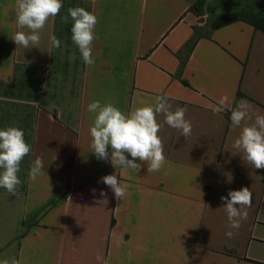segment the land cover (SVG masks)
<instances>
[{
    "label": "crops",
    "instance_id": "crops-1",
    "mask_svg": "<svg viewBox=\"0 0 264 264\" xmlns=\"http://www.w3.org/2000/svg\"><path fill=\"white\" fill-rule=\"evenodd\" d=\"M195 2L62 0L60 13L40 33L39 48L24 49L12 40L20 30L16 0H0V129H22L31 145L17 194L0 187V260L264 264V169L232 154L243 124L233 128L227 116L241 100L252 116L248 123L264 115V32L234 21L186 48L194 26L203 25ZM70 7L97 16L92 65L71 39L72 19L61 21ZM50 35L60 48L50 47ZM238 92L245 96L236 102ZM157 95L166 96L173 111L186 108L192 125L185 138L157 116L164 167L147 172L143 163L137 172L98 160L90 148L94 117L87 105L111 102L128 113L153 104ZM37 157L43 174L32 181ZM110 174L130 185L122 200L101 181ZM242 187L252 202L240 227L230 229L221 197Z\"/></svg>",
    "mask_w": 264,
    "mask_h": 264
},
{
    "label": "clouds",
    "instance_id": "clouds-1",
    "mask_svg": "<svg viewBox=\"0 0 264 264\" xmlns=\"http://www.w3.org/2000/svg\"><path fill=\"white\" fill-rule=\"evenodd\" d=\"M16 6V26L20 30L15 32L12 40L24 49L39 48L40 33L48 21L60 13L62 0H16ZM67 12L68 15L61 16V21L67 23L69 17L72 19L71 39L78 47L83 62L92 65V45L97 39V16L83 7H70ZM25 28L29 31H23ZM49 41L51 48L61 47V41L55 35H50ZM75 59V53H72L69 60L74 62ZM220 104H223V100ZM171 109L168 98L162 95H157L153 104L137 107L128 113L111 102L101 104L99 100L92 101L87 105V111L94 117L89 128L91 151L98 160H110L114 168L138 172L143 163H146L147 172L160 171L166 158L164 144L158 134L163 124L158 122L157 116L163 114L164 123L178 130L185 138L192 132L191 122L185 118L187 109ZM221 110L220 107L215 109L217 112ZM251 119L247 101H239L232 110L231 121L233 128L241 127L242 124L243 127L232 144V154H241L243 160L254 169H264V115H256L254 121L248 123ZM30 152L31 145L26 142L22 129L15 126L0 129V187L5 188L11 195L17 194V187L21 183L18 177L20 164ZM137 160L142 163H137ZM42 174L43 161L37 157L29 171V178L35 181ZM101 181L111 188L118 201L126 196L130 187L122 184L116 174L106 175ZM100 195L106 196V193L101 191ZM221 200L224 202L221 208L227 214L229 228L238 229L241 221L247 218L246 208L251 205L252 193L248 187H242L239 190H230ZM226 235L231 238L233 232L228 231ZM0 264H20V261L12 257L0 260Z\"/></svg>",
    "mask_w": 264,
    "mask_h": 264
},
{
    "label": "trees",
    "instance_id": "trees-1",
    "mask_svg": "<svg viewBox=\"0 0 264 264\" xmlns=\"http://www.w3.org/2000/svg\"><path fill=\"white\" fill-rule=\"evenodd\" d=\"M194 13L199 17L203 25L194 26L193 36L185 43L184 47L193 46L200 37L210 36L213 29L224 26L234 21H245L251 23L255 28L264 32V0H250L249 3L243 0H213L206 5V0H196L192 6ZM224 9V13H218L219 9ZM208 13L207 18L201 16ZM241 92L236 96V102L244 97ZM229 121L230 112L227 113Z\"/></svg>",
    "mask_w": 264,
    "mask_h": 264
},
{
    "label": "rangeland",
    "instance_id": "rangeland-1",
    "mask_svg": "<svg viewBox=\"0 0 264 264\" xmlns=\"http://www.w3.org/2000/svg\"><path fill=\"white\" fill-rule=\"evenodd\" d=\"M238 1H239V0H238ZM243 1H244V2H247V3H249V1H250V0H243ZM220 10H221V12H222V13H224V12H225L223 8H222V9H220Z\"/></svg>",
    "mask_w": 264,
    "mask_h": 264
}]
</instances>
